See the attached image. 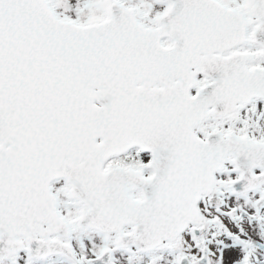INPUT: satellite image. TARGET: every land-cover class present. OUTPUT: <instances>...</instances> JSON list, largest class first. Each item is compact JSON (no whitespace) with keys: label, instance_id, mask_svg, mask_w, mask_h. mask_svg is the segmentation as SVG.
I'll return each instance as SVG.
<instances>
[{"label":"snow or ice","instance_id":"6c2138e0","mask_svg":"<svg viewBox=\"0 0 264 264\" xmlns=\"http://www.w3.org/2000/svg\"><path fill=\"white\" fill-rule=\"evenodd\" d=\"M0 264H264V0H0Z\"/></svg>","mask_w":264,"mask_h":264}]
</instances>
